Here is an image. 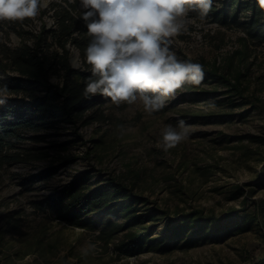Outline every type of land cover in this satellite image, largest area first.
I'll return each instance as SVG.
<instances>
[{
	"label": "rangeland",
	"instance_id": "obj_1",
	"mask_svg": "<svg viewBox=\"0 0 264 264\" xmlns=\"http://www.w3.org/2000/svg\"><path fill=\"white\" fill-rule=\"evenodd\" d=\"M60 1L51 0L35 20L4 23L0 49L16 48L21 39L33 44L26 31H37L42 21L54 27L52 3ZM189 15L194 23L189 24L187 32L173 38L171 45L179 59L196 61L203 57L221 61L238 47V37L243 36L241 30L220 26L195 12ZM15 27L19 32L20 27L24 29L22 35ZM47 45L50 49L54 46L50 40ZM69 49L72 65L81 66L77 49L73 46ZM248 52L250 89L264 98V44L250 45ZM7 71L15 73L11 69ZM5 77L0 71V84ZM52 80L58 81L59 77ZM202 86L210 87L208 83ZM183 93L184 87L163 109L152 114L145 112L139 102L133 105L105 102L101 106L102 116L80 127L86 137L95 139L97 148L91 159H77L41 181L27 178L42 170L59 152L81 155L84 146L78 142L57 145L70 137L67 127L22 133L23 140L17 141L11 152H20L29 160L10 161L0 168V264H258L264 257V230L258 227L222 243L206 242L188 250L173 249L165 253L149 250L118 257L112 243L104 247L95 239L96 231L66 225L54 219L48 210L37 208L43 195L60 188L92 163L96 176L102 172L119 174L163 207L172 209L178 205L215 213L238 207L241 198L230 199L232 189L235 185L251 183L260 167L259 157L247 159L241 144L247 142L250 134L264 135V111L257 105L250 108L249 104L232 108L225 104L223 94L203 97L193 93L183 96ZM172 101L176 102L169 106ZM248 108L251 110L245 114ZM210 113L235 115L224 120L193 117ZM180 120L189 126L188 139L167 152L158 148L161 129L168 124L176 126ZM255 147L250 146V151ZM45 152L48 157L34 159ZM257 198H264V189L255 192L252 199ZM163 225L164 222L159 223L155 232Z\"/></svg>",
	"mask_w": 264,
	"mask_h": 264
},
{
	"label": "trees",
	"instance_id": "obj_2",
	"mask_svg": "<svg viewBox=\"0 0 264 264\" xmlns=\"http://www.w3.org/2000/svg\"><path fill=\"white\" fill-rule=\"evenodd\" d=\"M52 4L54 27L46 26L42 21L37 31H26L33 44L21 39L16 48L3 46L0 49V71L6 76L0 87L6 86L9 91L6 101L0 104V168L10 161L29 160L20 152H11L17 141L23 140L24 132L67 127L70 137L57 145L78 142L84 146L81 155L59 152L42 170L27 178L34 182L49 178L77 159H91L97 148L95 139L86 137L80 127L102 116L101 106L111 101L99 93L86 96L84 92L91 77L87 70L89 66L84 62V50L90 37L80 18V0H61ZM203 19L239 29L243 36L238 37V47L221 61L187 58V61L201 64L205 75L199 86L185 84L183 96L190 93L203 97L223 94L225 104L232 108L249 104L250 108L257 105L264 111V98L255 95V89H250L247 66L249 46L264 44V10L260 9L257 0H213L211 12ZM6 22H0V30ZM20 29L23 33L24 29ZM14 30L22 35L17 27ZM48 40L54 45L52 49L47 45ZM69 46L77 49L81 66L72 65ZM9 69L15 73H8ZM54 76L59 80L53 81ZM205 83L210 87L203 88ZM250 110L248 108L244 113ZM234 115L210 113L193 117L224 120ZM246 138L247 142L241 144L246 158L258 156L260 167L251 183L235 185L232 189L230 199L241 198L239 206H231L222 213L178 205L172 209L163 207L119 174L102 172L96 176L94 163L60 188L43 195L37 208L48 210L54 219L66 225L96 231L95 239L104 247L112 243L118 257L135 256L149 250L162 253L173 249L188 250L206 242L222 243L257 227L264 230V198L252 199L258 189H264V135L250 134ZM252 145L256 146L253 152L250 151ZM46 156H49L48 152L34 159ZM161 222L164 225L156 233V226ZM258 264H264V257Z\"/></svg>",
	"mask_w": 264,
	"mask_h": 264
},
{
	"label": "clouds",
	"instance_id": "obj_3",
	"mask_svg": "<svg viewBox=\"0 0 264 264\" xmlns=\"http://www.w3.org/2000/svg\"><path fill=\"white\" fill-rule=\"evenodd\" d=\"M50 2L0 0V22L35 20ZM257 3L264 10V0ZM212 7L213 0H80V18L90 37L84 50L91 72L85 95L99 93L116 105L139 102L152 114L185 84L199 86L203 66L179 59L171 45L194 23L191 12L203 18ZM8 92L6 86L0 87V104ZM160 137L156 146L167 152L188 139L189 126L183 120L165 125Z\"/></svg>",
	"mask_w": 264,
	"mask_h": 264
}]
</instances>
